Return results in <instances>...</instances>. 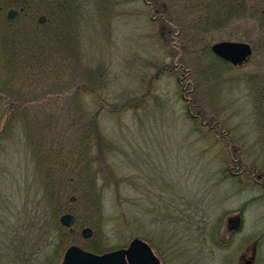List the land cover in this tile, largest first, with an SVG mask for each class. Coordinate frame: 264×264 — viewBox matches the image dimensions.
<instances>
[{
	"label": "rangeland",
	"instance_id": "374dc122",
	"mask_svg": "<svg viewBox=\"0 0 264 264\" xmlns=\"http://www.w3.org/2000/svg\"><path fill=\"white\" fill-rule=\"evenodd\" d=\"M165 1L168 11L157 21L151 0L75 1L87 63L107 65L112 96L141 98L115 116H100L106 137L115 143L110 162L118 180L103 188L105 225L96 239L108 252L142 238L163 264H246L254 250V264H264V186L242 171L264 169L258 145L262 117L249 80L264 73V57L254 51L246 68L224 73L226 83L213 87L215 103L210 102L204 94L210 83L195 72L196 54L190 48L182 52L187 46L176 39L188 15L180 0ZM161 17L164 27H173L170 37L161 29ZM256 21L237 17L211 32L207 43L252 44ZM61 89L55 84L11 89L0 80V264H59L71 246L62 252L58 246V228L43 209V180L21 123L10 128L5 111L8 99L54 108L55 96L42 99ZM191 101L199 104L191 115L200 111L203 122L188 119ZM208 122L215 129L209 131ZM207 131L211 134L202 135ZM65 213L58 218L61 226ZM236 214L242 224L231 230L229 219ZM76 222L77 217L63 226L70 235L75 236ZM83 228L77 231L80 239H91L83 237Z\"/></svg>",
	"mask_w": 264,
	"mask_h": 264
},
{
	"label": "trees",
	"instance_id": "16d2710c",
	"mask_svg": "<svg viewBox=\"0 0 264 264\" xmlns=\"http://www.w3.org/2000/svg\"><path fill=\"white\" fill-rule=\"evenodd\" d=\"M75 1L0 0V80L11 89L20 86L31 91L54 84L62 88L42 99L46 102L47 98L55 96L54 108H35L32 102L24 104L8 99L6 118L10 128L16 120L21 123L43 180V209L52 214V221L57 225L55 232L61 252L67 245L77 243L84 249L103 253L108 248L101 243L102 239H96L98 227L104 224L103 188L110 179L116 181L118 178L110 162L115 143L106 137L100 116L106 112L115 116L125 106L140 102L141 98L133 100L131 95L123 100L112 96L107 65L87 63L82 16ZM151 2L157 21L167 13L168 6L165 0ZM179 6L188 16L180 24L176 39L184 44L180 46H187L182 52L190 48L196 54L199 65L195 72L210 83L202 92L215 103L213 87L226 83L224 73L232 69V64L212 52L207 38L213 31H222L237 17H254L258 25L251 42L254 51L263 58L264 0H180ZM11 7L21 11L16 22H9L6 16ZM162 19L161 29L170 37L173 27H164L167 20ZM172 68L182 74L185 72L184 67L172 65ZM249 80L264 118V73H254ZM149 90L150 86L147 94ZM193 107L199 104L191 101L187 105L188 119L203 122L204 115L200 111L199 115H191ZM208 124L209 131L215 129L214 124ZM195 127L198 128L197 122ZM209 131L202 135L211 134ZM101 180H105L102 185ZM65 212L77 217L72 229L75 236L59 224L58 218ZM85 226L94 229L89 240H81L77 232ZM59 261L60 264L61 254Z\"/></svg>",
	"mask_w": 264,
	"mask_h": 264
},
{
	"label": "water",
	"instance_id": "95a60500",
	"mask_svg": "<svg viewBox=\"0 0 264 264\" xmlns=\"http://www.w3.org/2000/svg\"><path fill=\"white\" fill-rule=\"evenodd\" d=\"M20 16L17 8H10L7 11V19L15 22ZM43 21V20H42ZM212 51L220 58L235 66L245 64L253 54V48L249 42L223 40L211 46ZM63 226L70 227L76 221L73 213H65L60 217ZM242 224V217L236 214L229 219V228L238 230ZM84 238L93 235L91 227L82 230ZM252 263V259L247 264ZM60 264H163L160 257L154 252L152 246L142 238H134L127 247H120L102 254L94 253L80 247L77 244L71 245L64 253Z\"/></svg>",
	"mask_w": 264,
	"mask_h": 264
},
{
	"label": "flooded vegetation",
	"instance_id": "af4514ba",
	"mask_svg": "<svg viewBox=\"0 0 264 264\" xmlns=\"http://www.w3.org/2000/svg\"><path fill=\"white\" fill-rule=\"evenodd\" d=\"M252 48H253V45L251 44ZM253 52H254V48H253ZM249 62V61H248ZM248 62H246L245 64L243 65H240V66H235V65H232V68L234 70H237V69H242V68H246V66L248 65ZM261 138L260 140L258 141V145H260V156L264 155V118L261 119ZM253 166H250V170H247V168H243L242 171L246 173V175H251V177L255 180V181H258L259 183H262V185L264 186V169L262 170L261 169V173L260 174H256L258 173L257 170H251ZM237 168H241V165L238 164ZM263 179V180H262ZM253 256H251L249 259H252V263L250 264H254L255 263V254H256V251L254 250L253 251ZM249 259H246V264H247V261Z\"/></svg>",
	"mask_w": 264,
	"mask_h": 264
}]
</instances>
